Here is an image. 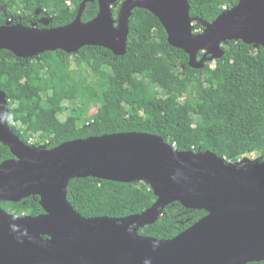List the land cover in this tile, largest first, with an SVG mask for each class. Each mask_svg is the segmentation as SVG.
I'll list each match as a JSON object with an SVG mask.
<instances>
[{"label":"water","instance_id":"1","mask_svg":"<svg viewBox=\"0 0 264 264\" xmlns=\"http://www.w3.org/2000/svg\"><path fill=\"white\" fill-rule=\"evenodd\" d=\"M99 12L89 21L88 2ZM83 0L69 24L0 25V50L32 58L58 49L75 53L99 45L115 55L127 51L129 21L136 8L156 15L170 44L188 65L202 69L224 55L229 40L264 47V0L238 4L208 22L190 14L189 0ZM204 26L196 32L194 23ZM202 55L199 56V53ZM8 97L0 89V141L13 157L0 164V264H247L264 260V161H228L213 151L178 150L163 137L122 132L78 138L53 148L24 143L8 124ZM143 181L156 200L139 214L85 217L68 200L73 178ZM38 195L44 213L17 215L1 206ZM180 202L206 211L172 239L139 233L165 208Z\"/></svg>","mask_w":264,"mask_h":264},{"label":"trees","instance_id":"2","mask_svg":"<svg viewBox=\"0 0 264 264\" xmlns=\"http://www.w3.org/2000/svg\"><path fill=\"white\" fill-rule=\"evenodd\" d=\"M82 1L0 0V25L13 18L14 24L43 27L41 20L50 18L47 26H63L75 19ZM238 2L189 0L190 14L212 22L224 6L230 9ZM122 3L112 5L114 16ZM98 12L99 3L88 2L83 21ZM194 29L201 32L204 26L195 22ZM223 49L224 55L204 68L190 67L189 55L170 44L162 22L143 8H136L130 18L123 55L99 45L75 53L46 51L32 58L1 49L0 89L8 97V124L35 148L103 134L145 132L163 137L178 150H210L232 162L257 152L264 161V47L229 40ZM94 102L97 109L90 114L87 109ZM12 157L0 141V164ZM67 191L70 203L85 217H127L156 200L143 181L80 177L70 180ZM1 206L17 215L44 213L38 195L2 201ZM204 215L203 209L173 202L139 233L172 239Z\"/></svg>","mask_w":264,"mask_h":264},{"label":"rangeland","instance_id":"3","mask_svg":"<svg viewBox=\"0 0 264 264\" xmlns=\"http://www.w3.org/2000/svg\"><path fill=\"white\" fill-rule=\"evenodd\" d=\"M226 10H228V8L225 9V11ZM7 23L8 24H13V18L12 19H9L7 21ZM67 104L73 105L74 104V101H68ZM167 106H168V102L164 99L163 102H162L163 109H166ZM96 109H97V103L94 102V103H92V105L88 106V109L87 110L89 111L90 114H92V113H94L96 111ZM34 140H35V138L32 139L31 141L33 142ZM39 148H45V147L44 146H40ZM259 159H260L259 154L257 152H254V153H251V154H248V155L244 156L242 158V160H239L238 162L239 163H244V162H247V161L256 162V161H259Z\"/></svg>","mask_w":264,"mask_h":264},{"label":"built area","instance_id":"4","mask_svg":"<svg viewBox=\"0 0 264 264\" xmlns=\"http://www.w3.org/2000/svg\"><path fill=\"white\" fill-rule=\"evenodd\" d=\"M224 9H227V6H224ZM32 140V139H31Z\"/></svg>","mask_w":264,"mask_h":264},{"label":"flooded vegetation","instance_id":"5","mask_svg":"<svg viewBox=\"0 0 264 264\" xmlns=\"http://www.w3.org/2000/svg\"><path fill=\"white\" fill-rule=\"evenodd\" d=\"M121 1H124V0H121ZM113 14H114V13H113ZM132 14H133V13H132ZM117 15H118V14H117ZM117 15H116V16H117ZM116 16H115V17H116Z\"/></svg>","mask_w":264,"mask_h":264}]
</instances>
